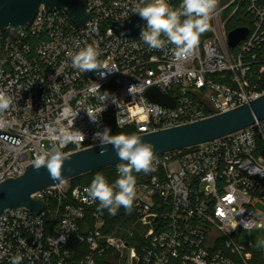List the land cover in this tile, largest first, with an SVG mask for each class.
<instances>
[{
  "label": "built area",
  "instance_id": "built-area-1",
  "mask_svg": "<svg viewBox=\"0 0 264 264\" xmlns=\"http://www.w3.org/2000/svg\"><path fill=\"white\" fill-rule=\"evenodd\" d=\"M83 1L90 15L84 27L64 10L42 7L29 27L0 31V91L13 100L0 115V131L23 139L16 145L0 136V185L23 176L37 154L59 150L65 157L101 145L93 137L105 127L112 135L141 136L264 96V80L254 72L259 65L264 73V56L257 55L264 51L262 0H218L210 29L182 60L170 44L155 50L140 36L115 33L114 24L136 15L132 9L139 0ZM172 1L167 0L178 8ZM243 5L251 19L244 26L249 35L233 49L227 22ZM88 45L101 53L100 72L72 66L71 55ZM97 83L100 90L94 91ZM153 88L175 98V107L152 102L147 93ZM104 92L110 96L100 113ZM79 132L85 139L69 141ZM154 157V171L134 173L131 212L98 211V202L84 198L89 185L70 181L32 196L45 204L40 214L25 207L5 210L0 264H10L17 254L21 264L257 263L252 242L240 232L264 229V122ZM112 168L117 179V165ZM114 218L125 221L112 227Z\"/></svg>",
  "mask_w": 264,
  "mask_h": 264
},
{
  "label": "water",
  "instance_id": "water-1",
  "mask_svg": "<svg viewBox=\"0 0 264 264\" xmlns=\"http://www.w3.org/2000/svg\"><path fill=\"white\" fill-rule=\"evenodd\" d=\"M48 12L66 11L79 27L90 20L87 6L83 0H0V31L24 29L34 23L39 10ZM146 21L138 14L130 19L116 23L113 29L120 37H137ZM249 35V29L242 27L229 33V45L236 48ZM148 98L159 105L174 108L176 99L161 93L157 88L150 89ZM2 112H0V115ZM258 122H264V96L239 108L213 116L203 121L159 132L141 135L143 142L153 145L154 156L187 149L234 134ZM4 139L19 145L23 139L0 131ZM101 148L106 149L100 155ZM121 163L112 145L95 146L64 157L61 181H53L46 168L39 171L30 166L27 172L0 185V216L10 208H27L40 214L45 204L32 196L49 187L69 182L78 177L112 168Z\"/></svg>",
  "mask_w": 264,
  "mask_h": 264
},
{
  "label": "clouds",
  "instance_id": "clouds-1",
  "mask_svg": "<svg viewBox=\"0 0 264 264\" xmlns=\"http://www.w3.org/2000/svg\"><path fill=\"white\" fill-rule=\"evenodd\" d=\"M217 3L218 0H181L179 7L173 8L167 0H139L132 11L146 21L139 36L150 49L162 50L170 44L173 46L174 57L182 60L194 53L201 35L210 29ZM100 55L97 46L88 45L71 55L72 66L82 73L100 72L105 69L99 61ZM133 87L135 86L130 90ZM99 90L98 84L94 91ZM104 93L98 97L102 103L100 113L106 107L104 102L110 96L108 92ZM12 105V97L0 91V112L8 110ZM86 112L92 122L98 123L92 112ZM93 138L99 140L101 146L112 145L121 163L117 165L119 176L114 183L110 184L104 175L98 173L90 185L83 189L84 198L98 202V211L107 209L110 215H116L121 207L131 212L136 198L137 181L134 173L147 174L155 170L153 145L143 142L136 134L112 135L107 127L103 131H97ZM82 139H85L82 133L78 137H69V141ZM105 153L106 149L101 148L100 155ZM63 161L62 152L53 150L37 154L32 163L35 170L46 168L53 181H61ZM244 227H248L247 223ZM22 260L23 257L17 254L11 257L10 264H21Z\"/></svg>",
  "mask_w": 264,
  "mask_h": 264
},
{
  "label": "trees",
  "instance_id": "trees-1",
  "mask_svg": "<svg viewBox=\"0 0 264 264\" xmlns=\"http://www.w3.org/2000/svg\"><path fill=\"white\" fill-rule=\"evenodd\" d=\"M262 1L264 3V0H262ZM180 3H181V0H173L172 1V4L174 6H179ZM245 7H246V5H243L241 10L238 11L237 14L234 15L232 17V19H230L227 22V30L229 32H231L235 29L242 28L244 26L247 27L250 25L251 19L245 13ZM257 55L259 57V60H262V57L264 56V51L257 53ZM255 65H257V64H255ZM260 68L261 67L259 65L254 66V72L256 73V74L255 73L254 74H255V76H261V78L264 80V73L260 74ZM119 134H130V131H125V132H122ZM98 173L104 175V177L106 178V180L109 183H111L112 181H114L116 179V173H115L114 168H109V169L100 170V172H93V173L87 174V175L83 176L82 178H80L79 183H73L72 180L70 182L73 186L90 185L92 179ZM115 219L116 218L112 219V220H114V222H113L114 224L112 225V227H116V226H118V224L121 225V223H123V221H125V220H123L122 222H117ZM255 259H257V263H255L256 262V260H255L254 264H264V252L255 253Z\"/></svg>",
  "mask_w": 264,
  "mask_h": 264
},
{
  "label": "rangeland",
  "instance_id": "rangeland-1",
  "mask_svg": "<svg viewBox=\"0 0 264 264\" xmlns=\"http://www.w3.org/2000/svg\"><path fill=\"white\" fill-rule=\"evenodd\" d=\"M97 172H100V171H97ZM82 177L83 176L73 179L72 182L79 183V180ZM261 224L264 226V221ZM240 233L243 237V240L252 242V249L254 252L256 253L264 252V229L260 228L259 226V227H254L250 230H242Z\"/></svg>",
  "mask_w": 264,
  "mask_h": 264
}]
</instances>
